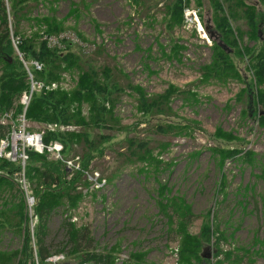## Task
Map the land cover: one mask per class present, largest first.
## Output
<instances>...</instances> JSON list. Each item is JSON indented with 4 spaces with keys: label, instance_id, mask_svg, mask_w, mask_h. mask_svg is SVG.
Instances as JSON below:
<instances>
[{
    "label": "trees",
    "instance_id": "trees-1",
    "mask_svg": "<svg viewBox=\"0 0 264 264\" xmlns=\"http://www.w3.org/2000/svg\"><path fill=\"white\" fill-rule=\"evenodd\" d=\"M60 1L0 0V117L14 111L11 118L15 121H0V142L10 137L12 129L20 124L19 118L25 114L30 131H44V145L57 141L63 145V157H80L79 169L70 170L64 162L51 159L48 153L26 148V188L36 200L30 218L26 191L20 178L15 176L21 172V164L0 158V187L3 184L12 188L16 186L8 200L12 203L5 204V210L0 205V264H51L48 261L51 255L45 246L47 224L52 214L62 208L63 211L76 209L90 191L93 183L87 173H90L96 158L112 151L116 162L108 175L103 173L98 177V182L116 176L127 164H141L140 172L154 168L157 173L163 166H170L161 157L170 148L173 139L189 136L196 129L203 131L197 120L175 118L178 114L172 106L174 98H181L188 105L197 104L199 97L193 88H181L171 83L163 92L149 94L118 66L104 42H89L91 40L75 27L66 25L69 18L78 24L81 15L90 12L89 2H71L67 15L59 18L57 5ZM131 1L146 10V13L143 11L145 15H151L152 8H156L160 2ZM190 1L162 0L165 5L166 30L169 33L185 25V9L189 7ZM195 2L199 7L198 15L203 20V27L207 28L206 32L212 42L211 60L200 65L198 82L226 83L230 79L242 81L244 87L236 97L237 102L246 105L241 114L250 116L253 113V117L257 116L259 124L264 127V0H257L258 4L249 0ZM40 6L47 9V12H39ZM204 7L211 15L210 25L203 19ZM89 20L94 29L102 33L100 24L92 15ZM24 21L32 23L28 34L22 31ZM240 22L248 28L241 29ZM68 29L76 30V37H68ZM244 35L249 40H257L259 44L253 47L242 45ZM52 40L56 44H52ZM176 43L174 41L176 49L171 53L179 52ZM146 58L152 56L148 54ZM239 59L246 61L245 70L251 72L248 79L239 68ZM35 62L40 65V69L34 65ZM65 73L77 75L70 89L62 85ZM29 74H32V79ZM32 82L34 90L25 108L21 98L30 93ZM124 95L134 96L136 110L141 114L137 121L128 125H123L116 113V107ZM143 124L146 126L139 128ZM53 125L57 127L48 130L47 126ZM158 136L164 139L160 140ZM208 136L214 141L210 150L221 170L228 160L255 166L259 163L261 171L257 176L264 182V159L258 158L253 149L242 147L245 142L243 138L232 131H225L221 126ZM77 148L81 154L73 156ZM225 178L222 173L219 192H224ZM252 188L248 186L245 190ZM158 191L160 212L167 219L169 232L181 238L178 248L180 264H197L198 259L211 264V260L200 255L201 247L206 244L215 246L214 257L218 258V264L234 257L232 251H224L220 247L225 234L211 210L204 214L199 234H191L189 226L194 217L191 204L182 196L172 194L167 184H160ZM259 197L264 216V192ZM63 228L67 243L73 245L69 253L74 258L65 260L64 264H117L119 251L115 248L107 249L106 252L92 250L88 226L78 227L69 218L65 219ZM5 233L19 237L21 246L11 250L2 248V235ZM254 239V245L246 253L264 257V235ZM128 262L148 264L143 252L131 253L125 261Z\"/></svg>",
    "mask_w": 264,
    "mask_h": 264
},
{
    "label": "rangeland",
    "instance_id": "rangeland-1",
    "mask_svg": "<svg viewBox=\"0 0 264 264\" xmlns=\"http://www.w3.org/2000/svg\"><path fill=\"white\" fill-rule=\"evenodd\" d=\"M80 1L61 0L57 5L59 18L67 15L71 2ZM85 1L89 2L90 12L83 13L78 19V24H74V20L69 18L66 25L75 27L91 40L89 42H104L108 53L115 57L118 66L149 94L163 92L171 83L181 88H193L199 97L197 104L188 105L181 98H174L172 106L178 114L175 118L197 120L203 131L196 129L189 136L173 139L170 148L161 157L163 161L169 162L170 166H163L157 173L154 168L140 172L141 164H127L116 176L107 177L106 181L94 182L90 179L93 183L90 191L85 194L76 209L63 211L62 208L52 214L47 224L45 239V246L50 255L64 254L65 260L74 259L69 253L73 245L67 243L66 231L63 228L65 219L70 218L78 227L90 228L92 250L106 252L107 249L115 248L119 251L117 264H130L125 261L134 252H143L148 264H180L178 248L181 238L176 233L169 232L167 219L160 212L158 189L160 184L164 183L171 189L172 194L182 196L191 204L194 214L189 226L191 234H199L204 214L208 210L212 211L216 223L220 224L221 231L225 234L220 247L234 254L231 260H224L221 264H264V257L261 255L246 253V250L254 245V238L264 235V216L259 197L264 192V182L257 176L260 174L261 164L255 166L228 160L221 170L210 150L214 141L208 136L221 126L225 131H232L239 138H243L245 142H241L242 147L253 149L258 158L264 159V127L259 124L257 116L253 117V113L250 116L241 114L246 105L237 102L236 97L244 87L242 81L230 79L226 83L198 82L200 65L208 63L212 55V42L203 30V20L198 16L202 32L197 26L195 28L185 24L169 33L166 30L165 5L162 0L150 11L153 17L145 15L143 11L146 13V10L131 0ZM195 1L191 0L189 7L198 12L199 7ZM249 1L258 4L257 0ZM38 11L44 13L47 9L40 6ZM203 12L204 21L210 25V13L205 7ZM91 15L100 24L102 33H98L90 24ZM31 25L32 23L24 21L22 31L30 33ZM239 26L243 30L248 28L243 22H240ZM76 30L68 29L66 35L76 37ZM174 41L179 46L178 53H171L176 49ZM52 44H56V41L52 40ZM245 44L253 47L259 43L244 35L242 45ZM148 54L152 58H146ZM245 63L242 59L238 60L239 68L248 79L251 72L245 70ZM76 78V74L65 73L62 77L63 87H73ZM26 94L21 98L25 108ZM13 112L1 116L0 121L14 123L11 118ZM116 113L123 125L137 121L141 115L137 112L135 98L131 95L123 96L121 103L116 107ZM145 126L143 124L139 128ZM56 127L47 126L48 130ZM158 139L164 138L158 136ZM80 154L81 150L77 148L73 156ZM112 155V151H107L103 157L96 158L90 173L108 175L111 167L116 165ZM222 173L226 176V195L219 192ZM248 186L253 188L246 191L245 187ZM14 190L15 185L13 188L7 184L0 187V205L4 210L5 204L12 203L8 200ZM35 203L34 198L32 208ZM7 234L2 235V248L11 250L21 246L19 237ZM209 246L208 252L212 254L209 260L211 264H218V258L214 257L216 248L213 244L201 247L200 253ZM197 264L208 262L198 259Z\"/></svg>",
    "mask_w": 264,
    "mask_h": 264
},
{
    "label": "built area",
    "instance_id": "built-area-1",
    "mask_svg": "<svg viewBox=\"0 0 264 264\" xmlns=\"http://www.w3.org/2000/svg\"><path fill=\"white\" fill-rule=\"evenodd\" d=\"M185 24L187 26H197L199 28V31L202 32V26L199 21L198 12L196 9L192 7H187L185 9ZM201 28V29H200ZM35 66H37L38 69H40V65L38 63H34ZM32 79V74H29ZM34 90V83L32 82V88L29 94H26L24 96L25 100L24 102L28 105L29 101L32 97V93ZM7 116H10V114H7ZM20 124L17 128H13L10 137L2 140L0 142V158L8 159L12 162L18 161L21 164V172L19 174H16L15 176H18L23 183V187L26 191V205H27V212L30 217L33 215V204H34V197L31 196L27 192L26 188V181H25V165L27 161V154H26V148H33L34 150L40 152V153H48L50 156L52 155V159L54 160H60L64 162L67 165V168L70 170H76L79 169L80 165V157L77 156L73 159H67L63 157L62 151H63V145L59 142H52L49 145H44L42 142V135L44 134V131H30L28 121L25 119V114H23L19 118ZM87 176L90 179H92L94 182H98V173H87ZM48 261L51 264H64L65 261V255L64 254H55L48 257ZM86 264V263H84Z\"/></svg>",
    "mask_w": 264,
    "mask_h": 264
},
{
    "label": "water",
    "instance_id": "water-1",
    "mask_svg": "<svg viewBox=\"0 0 264 264\" xmlns=\"http://www.w3.org/2000/svg\"><path fill=\"white\" fill-rule=\"evenodd\" d=\"M207 29V28H206ZM210 246L207 248V249H204V251L201 253V256L204 258V259H210L212 254L208 252Z\"/></svg>",
    "mask_w": 264,
    "mask_h": 264
}]
</instances>
